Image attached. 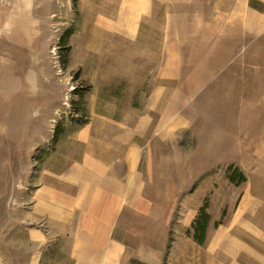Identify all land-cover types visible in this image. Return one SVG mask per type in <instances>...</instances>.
<instances>
[{
	"label": "rangeland",
	"instance_id": "rangeland-1",
	"mask_svg": "<svg viewBox=\"0 0 264 264\" xmlns=\"http://www.w3.org/2000/svg\"><path fill=\"white\" fill-rule=\"evenodd\" d=\"M103 153L115 264H264V0H0V264H96Z\"/></svg>",
	"mask_w": 264,
	"mask_h": 264
},
{
	"label": "crops",
	"instance_id": "crops-1",
	"mask_svg": "<svg viewBox=\"0 0 264 264\" xmlns=\"http://www.w3.org/2000/svg\"><path fill=\"white\" fill-rule=\"evenodd\" d=\"M128 155H125V161L128 160L132 166L133 160L130 159L131 153L128 152ZM116 163V158L110 154H104L97 167H88L87 165L82 167L85 173L82 179H85L86 183L84 197L87 198L86 201L89 207L87 209L85 208V224L84 226L80 224V229L73 236L72 245L67 251L68 253L80 254L78 256L81 257L87 253L98 254L99 257L97 258L98 261L95 262L96 264H110L111 261L112 264H115L117 262V242L112 243L110 232L113 226V215L116 214V208L119 202L118 189L129 187L127 184L129 175L127 174L132 171L131 169L128 170V168H125L121 173ZM79 179L81 180V178ZM70 181L74 182L72 180ZM66 194L69 195L68 192ZM49 195H51V192H46L45 196L48 197ZM45 198L44 196L40 197V201L45 200ZM103 199V202L112 207L107 208L105 212H99L92 205H96L99 200L102 202L101 200ZM57 206L61 207V210L55 212V218L62 222L63 227L67 226L66 220L69 211H65L62 204L61 206ZM83 229L85 230L84 233L82 231ZM81 257L80 259H82ZM110 259L112 260L110 261Z\"/></svg>",
	"mask_w": 264,
	"mask_h": 264
},
{
	"label": "trees",
	"instance_id": "trees-1",
	"mask_svg": "<svg viewBox=\"0 0 264 264\" xmlns=\"http://www.w3.org/2000/svg\"><path fill=\"white\" fill-rule=\"evenodd\" d=\"M235 173H238V183L242 182L244 180V175L239 173V171L237 169H235L234 171ZM231 181H234L235 178H230ZM200 216L203 217V220L200 221V225L198 226V230L199 231V236L201 237L200 239L202 240L205 233H206V229H207V224H208V214L206 213V204L204 206L201 207L200 209ZM199 239V240H200ZM130 264H144V263H140L137 261H132Z\"/></svg>",
	"mask_w": 264,
	"mask_h": 264
}]
</instances>
